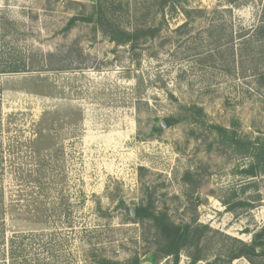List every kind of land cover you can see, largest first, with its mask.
Masks as SVG:
<instances>
[{
  "label": "rangeland",
  "instance_id": "1",
  "mask_svg": "<svg viewBox=\"0 0 264 264\" xmlns=\"http://www.w3.org/2000/svg\"><path fill=\"white\" fill-rule=\"evenodd\" d=\"M263 151L264 0H0V264H171L125 203L258 253Z\"/></svg>",
  "mask_w": 264,
  "mask_h": 264
},
{
  "label": "trees",
  "instance_id": "2",
  "mask_svg": "<svg viewBox=\"0 0 264 264\" xmlns=\"http://www.w3.org/2000/svg\"><path fill=\"white\" fill-rule=\"evenodd\" d=\"M171 0H163V3H167ZM78 20H86L92 21L93 15L89 16H78L74 15L69 19L67 28L69 29L76 21ZM158 29L157 28H150L146 31H137L132 34H128L126 32L122 33V36H125L130 39L138 40L144 35H148L153 37L156 35ZM25 69H18V67L11 68L10 72H17V71H24ZM168 126L173 125L175 122L170 119L166 121ZM262 159L264 160V151L261 154ZM250 173L255 172V165L249 170ZM137 218L145 219L150 218L154 221V224L157 226L159 230V235L161 241L163 243L164 253L166 255H172V263L171 264H179L180 261V254L182 250H187L188 255L191 258L192 262H198L200 260H208L199 250L200 244L203 242L202 234H204V230L207 229L208 226L206 225H194L195 219L193 223L188 224H178L170 219L167 213L165 212H158L152 210L151 206H138L137 210ZM201 228H204L201 230ZM258 238V237H257ZM233 241L238 240L236 238H232ZM260 244L256 239L254 240L253 244L247 245L243 244V246L233 245L227 251V260L228 264H231L234 259L239 258L243 255L247 256L252 264H264V262L254 260V256L257 257H264V249L257 253V246ZM99 264H140V260L135 257L134 259L130 260L128 263H122L118 261H111L108 259H103L99 261ZM207 264H223L218 262H210L208 261Z\"/></svg>",
  "mask_w": 264,
  "mask_h": 264
},
{
  "label": "water",
  "instance_id": "3",
  "mask_svg": "<svg viewBox=\"0 0 264 264\" xmlns=\"http://www.w3.org/2000/svg\"><path fill=\"white\" fill-rule=\"evenodd\" d=\"M161 124L163 127L167 128L168 124L166 122L165 118L161 119ZM123 210L128 213L130 216H132L133 218H137V210H138V206L137 205H133V204H129V203H125L123 206Z\"/></svg>",
  "mask_w": 264,
  "mask_h": 264
}]
</instances>
